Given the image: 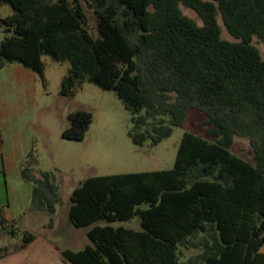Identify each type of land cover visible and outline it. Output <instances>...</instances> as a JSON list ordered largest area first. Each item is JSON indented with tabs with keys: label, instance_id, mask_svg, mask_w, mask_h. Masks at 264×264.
Masks as SVG:
<instances>
[{
	"label": "trees",
	"instance_id": "1",
	"mask_svg": "<svg viewBox=\"0 0 264 264\" xmlns=\"http://www.w3.org/2000/svg\"><path fill=\"white\" fill-rule=\"evenodd\" d=\"M82 4L94 15L92 31ZM3 5L12 14L0 19V69L17 64L43 81V56L68 63L59 94L72 96L84 83L114 92L131 114L128 136L136 146L169 137L191 109L210 126L213 141L182 135L169 170L89 177L75 188L68 220L75 228L91 226V245L64 251L66 260L264 264V0H0ZM217 15L234 41L221 38ZM67 119L61 137L83 140L92 114L78 110ZM234 137L248 140L253 163L230 153ZM35 162L30 152L21 164L22 179L32 185L28 210L53 214L58 187L49 172L34 173ZM134 217L138 230L111 225ZM0 232H16L1 208ZM33 239L26 233L13 251Z\"/></svg>",
	"mask_w": 264,
	"mask_h": 264
},
{
	"label": "rangeland",
	"instance_id": "2",
	"mask_svg": "<svg viewBox=\"0 0 264 264\" xmlns=\"http://www.w3.org/2000/svg\"><path fill=\"white\" fill-rule=\"evenodd\" d=\"M82 5L88 28L92 31L95 27L94 15L85 4ZM181 10L184 15L201 25L194 11L185 7H181ZM11 14L9 5L0 7V19ZM217 21L221 27V38L234 41L219 15ZM4 36V30L0 26V40ZM254 45L263 50L258 41L254 40ZM42 61L44 80L39 79L37 84V109L32 131L31 152L36 161L33 170L35 174L49 172L52 175L58 187L59 201L53 214L27 210L22 217L11 221L16 231L14 235L0 232V264H72L64 258L63 252H77L91 245L86 236L91 226L75 228L67 216L70 196L85 179L112 174L169 170L173 167L178 143L185 133L213 141L207 134L210 126L204 124V114L191 109L183 122L172 128L169 137L162 139L155 146H151L148 140L142 146H136L128 136L132 126L131 114L114 92L84 83L74 95L61 96L60 84L69 67L68 63H55L48 56H43ZM78 110L92 114L89 130L81 141L62 138L61 132L69 126L68 114ZM229 151L242 160L253 163L252 150L246 138L234 137ZM98 224L103 225L104 222ZM111 225L135 230L140 228L137 217ZM26 233L34 236L33 241L24 248L13 251L23 243Z\"/></svg>",
	"mask_w": 264,
	"mask_h": 264
},
{
	"label": "crops",
	"instance_id": "3",
	"mask_svg": "<svg viewBox=\"0 0 264 264\" xmlns=\"http://www.w3.org/2000/svg\"><path fill=\"white\" fill-rule=\"evenodd\" d=\"M39 77L11 64L0 69V208L9 221L28 210L32 185L21 164L33 148Z\"/></svg>",
	"mask_w": 264,
	"mask_h": 264
}]
</instances>
